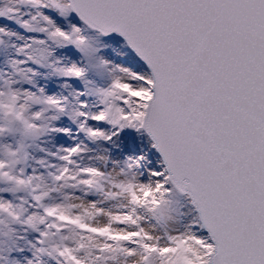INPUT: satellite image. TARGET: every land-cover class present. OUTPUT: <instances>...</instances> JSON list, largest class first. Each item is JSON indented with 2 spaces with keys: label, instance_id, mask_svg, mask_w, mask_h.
I'll return each mask as SVG.
<instances>
[{
  "label": "snow or ice",
  "instance_id": "obj_1",
  "mask_svg": "<svg viewBox=\"0 0 264 264\" xmlns=\"http://www.w3.org/2000/svg\"><path fill=\"white\" fill-rule=\"evenodd\" d=\"M0 264H264V0H0Z\"/></svg>",
  "mask_w": 264,
  "mask_h": 264
}]
</instances>
